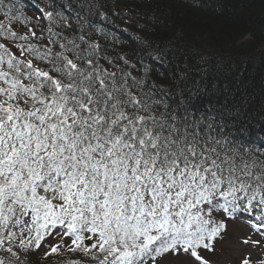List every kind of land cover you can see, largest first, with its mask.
I'll return each mask as SVG.
<instances>
[{"label":"snow or ice","instance_id":"snow-or-ice-1","mask_svg":"<svg viewBox=\"0 0 264 264\" xmlns=\"http://www.w3.org/2000/svg\"><path fill=\"white\" fill-rule=\"evenodd\" d=\"M28 5L40 15L20 33L12 25L32 23ZM0 10V251L19 260L59 227L95 264H210L202 252L223 239L225 219L264 234V144L225 133L211 109L153 100L85 38L79 14L65 35L67 17L32 0ZM41 16L47 35L35 30Z\"/></svg>","mask_w":264,"mask_h":264},{"label":"trees","instance_id":"trees-1","mask_svg":"<svg viewBox=\"0 0 264 264\" xmlns=\"http://www.w3.org/2000/svg\"><path fill=\"white\" fill-rule=\"evenodd\" d=\"M7 4L8 0H4ZM44 11L62 12L70 28L57 29L65 35L77 32L100 44L105 55L143 78V88L153 100L169 110L190 108L196 115L209 109L218 114L225 133L247 130V139L264 144V0H32ZM32 23L13 24L24 33L34 27L40 14L30 5L23 9ZM3 17V10H0ZM59 21V18H57ZM63 24V21H59ZM48 21L40 17L38 35H47ZM100 31H97V29ZM119 39H114L113 35ZM45 43V41H40ZM123 56L129 64L117 61ZM129 65H134L131 67ZM225 219L222 212L213 214ZM227 230L214 250L203 251L210 261L225 251L232 225L247 233L246 244L257 247L264 261V234L255 231L246 217L225 219ZM58 227L41 242L39 249L19 253V260L0 251L5 264H95L81 251H69L72 237L62 236ZM234 238V237H232ZM95 239V238H94ZM91 243V241H85ZM59 244L58 253L45 255ZM14 250H16L14 248ZM221 252V253H219ZM188 262L190 258H181ZM179 261V260H178ZM249 261V260H248ZM167 260L165 263H175ZM249 264H254L249 261ZM260 264V263H259Z\"/></svg>","mask_w":264,"mask_h":264},{"label":"rangeland","instance_id":"rangeland-1","mask_svg":"<svg viewBox=\"0 0 264 264\" xmlns=\"http://www.w3.org/2000/svg\"><path fill=\"white\" fill-rule=\"evenodd\" d=\"M231 238L228 239L225 245V251L219 254L212 262V264H242V261L247 258L254 264H259L261 262L262 254L256 246L252 244H245L243 239H246L247 233L243 230L240 225H232L230 228ZM234 237V238H232ZM165 264H193L185 260L175 263H165Z\"/></svg>","mask_w":264,"mask_h":264},{"label":"bare ground","instance_id":"bare-ground-1","mask_svg":"<svg viewBox=\"0 0 264 264\" xmlns=\"http://www.w3.org/2000/svg\"><path fill=\"white\" fill-rule=\"evenodd\" d=\"M177 262H181V260L177 261Z\"/></svg>","mask_w":264,"mask_h":264}]
</instances>
